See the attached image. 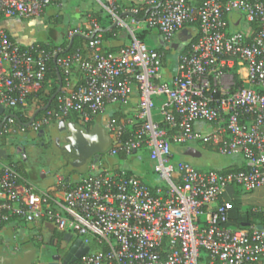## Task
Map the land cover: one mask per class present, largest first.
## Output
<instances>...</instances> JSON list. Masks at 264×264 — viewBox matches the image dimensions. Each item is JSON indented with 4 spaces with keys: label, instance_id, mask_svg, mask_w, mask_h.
<instances>
[{
    "label": "built area",
    "instance_id": "2783aa9c",
    "mask_svg": "<svg viewBox=\"0 0 264 264\" xmlns=\"http://www.w3.org/2000/svg\"><path fill=\"white\" fill-rule=\"evenodd\" d=\"M61 2L0 0V21L32 19ZM104 8L113 24L127 28L129 42L114 50L104 49V24L95 18L68 31L67 38L78 33L87 42L67 54H59V46L20 41L0 28L4 108L25 112L36 107L52 60L61 78L56 108L34 119L31 130L39 132L70 116L82 127L102 126L110 137L98 159L90 157L86 175L76 182L57 180L44 191L14 164L0 160V228L19 219L48 222L60 234H76L89 251L74 264L264 261V211L252 207L250 212L260 213L261 219L232 228L233 205L221 198L228 187L247 193L264 185V2L143 0L140 8L146 13L142 19L132 15L135 28L125 24L114 0H106ZM232 12L249 25L247 31L230 29ZM193 24L197 40L179 50L167 81L165 52L148 47L136 33L156 29L170 44L179 30ZM134 95V118L116 116ZM107 106L118 108L105 114ZM15 125V118L8 117L0 137L23 131L24 126ZM192 141L240 156L244 167L203 170L188 160L174 161L172 146ZM103 153L122 159L145 153L158 181L150 182L133 167L106 166Z\"/></svg>",
    "mask_w": 264,
    "mask_h": 264
},
{
    "label": "rangeland",
    "instance_id": "374dc122",
    "mask_svg": "<svg viewBox=\"0 0 264 264\" xmlns=\"http://www.w3.org/2000/svg\"><path fill=\"white\" fill-rule=\"evenodd\" d=\"M97 0H62L59 7H49L45 13L37 17V21L33 24L29 20H23V33L31 34L30 38L35 42H48L52 39L54 43H59L63 40V35L66 34L69 27L76 23L75 15L84 17V14L95 6ZM82 14V15H81ZM246 22L242 19L241 26H245ZM155 32V31H153ZM147 33L142 40L148 47H158L157 34L150 35ZM178 50L170 49L165 52V61L171 71H175L178 62ZM6 112L10 111L8 108ZM111 109L107 106L105 114H109ZM28 135L24 133H7L4 135L5 144L22 146L21 153L17 152L12 157L14 163H17L24 171L26 178L39 190H48L57 183V177L69 176L70 180L84 176L87 174V164H83L72 173L68 166L64 164L61 157V148L54 146H31ZM28 143V144H27ZM200 151L201 155L198 157H190V162L199 169L214 168L221 170L229 165L233 159L231 156L222 155L220 153L210 151L206 146L192 141L189 142ZM20 148V147H19ZM101 159L106 166H119L123 168L133 167L136 171L147 175L150 182L157 180V174L149 167L150 161L145 153H139L137 157L133 156L128 159H122L118 156L107 157L104 153L101 154ZM172 159L174 161L181 160V153L174 151ZM15 243L23 248L27 246V241L21 236L17 238Z\"/></svg>",
    "mask_w": 264,
    "mask_h": 264
},
{
    "label": "crops",
    "instance_id": "0c3cea01",
    "mask_svg": "<svg viewBox=\"0 0 264 264\" xmlns=\"http://www.w3.org/2000/svg\"><path fill=\"white\" fill-rule=\"evenodd\" d=\"M114 1H115L116 5L118 6V9H122L123 11H125L127 7L133 8L132 6L140 5L143 2V0H114ZM189 1L193 4H197V3L201 2L202 0H189ZM104 5H106V0H97V1H95V6L91 9H89L87 11V13L84 14V17L83 16L80 17V16L75 15L74 18L76 19V23L74 26L68 28L66 34L63 35V40H66V42L69 43L70 38H67L68 31L72 30L74 28H78L80 26L87 25L88 21L90 20V19H88L87 16H89V13L92 11L100 10L101 11L100 15L102 17L106 16V18H108V14L104 8ZM53 7H55V6H53ZM45 11L43 12V14L45 13ZM125 12H129V11H125ZM43 14H41V15H43ZM37 17H39V16H37ZM37 17H34L32 19H28L29 23H31V24L35 23L37 21ZM132 18H133V16L130 13H126L122 19L125 22V24H127V26L135 28L136 24L133 22ZM21 21H23V20L5 19V20L0 21V28L6 29L10 33L11 37L19 39L20 41L27 42V43L28 42H35L30 38L31 34L29 35L28 33L26 34V33L22 32L24 29V25L22 24L23 22H21ZM241 21H242L241 16L236 12H232L229 15L230 29L231 30L247 31L249 25L246 23L245 26L242 27ZM112 26H113V23H112ZM153 31H155V32H153ZM127 34L128 33H127L126 27H119L117 32L114 34L115 37L111 38L110 41L107 43V45H110L112 48H117V47H120L124 44H127L129 42V38H128ZM153 34H157V41L159 42L158 47L163 46L166 49L169 48V44H166L163 41L161 35L159 34V32H157V30H151L150 35H153ZM175 39H176V36L173 38L172 41H176ZM117 42H122V44L116 46ZM59 43H56V44H59ZM151 47L152 48H158V47H153V46H151ZM178 52H179V50H178ZM240 71L242 72V70H240ZM174 72L171 71L170 68L168 67V65L165 61V56H164V68H163L164 79H166L167 81H170V78ZM161 100H162L161 98L157 100L158 105H159ZM135 106H136V97L134 95L132 100L130 101V103L127 106H125L124 108H120L121 111L116 112V114L119 117H124L126 119H133L135 116V109H136ZM109 108L111 109V112H113V111L115 112V110H117L118 107L117 106H109ZM5 109L6 108H4V112L2 114H0V124L3 122L2 126L0 127V130L3 128V125L5 124L6 119H7L6 118L3 121L4 116L8 115V117L13 116L14 118H16L14 113L18 112V110H16V109H13V110L6 112ZM32 109H34V108H32ZM32 109H30V110H32ZM30 110H28V111H30ZM154 117L156 119L160 118L159 109H156L154 111ZM17 125H20V124H18L16 122L15 127H17ZM22 126L25 127L24 124H22ZM201 126H202L201 124H196L197 128H199V127L201 128ZM20 132H16V133H20ZM12 134H14V133H12ZM4 135L0 137L1 143L5 142V140L3 138ZM27 137H28L27 140H29V143H30L31 138H30V136H27ZM190 146H192V145H190ZM192 147H194V146H192ZM182 148H183V146H177V145L172 146L173 152L177 151V152L181 153L182 159L185 160L186 156L184 155ZM194 148L197 151H199L198 148H196V147H194ZM206 148L210 151L216 152L215 150H211L208 147H206ZM21 151L22 150H20L18 152L21 153ZM231 157L233 159L231 160L229 165L226 166L225 168L221 169V170L242 169L244 167L243 159L240 156H231ZM189 159H190V157H188V161L190 162ZM212 169H214V168H212ZM24 176L26 177V175H24ZM79 178H80V176L78 178L74 179L73 181H71L69 176H67V177H65L64 180L68 181V182H76ZM60 179H63V178L57 177V180H60ZM221 198L230 201L233 205V209L235 208L233 210V213L231 214L230 220L228 222V225L232 228L242 226L245 223L246 219L244 217L247 215L248 211L252 207H257V208H259L260 211H264V185L259 186V187L255 188L252 191L247 192V193L240 192L236 187H228L225 190V192L223 193ZM49 224L50 223L43 222V221L24 222V221L19 220V219H14L11 222L5 224L2 228H0V253H2L3 250H6V251L9 250L10 251L12 249L15 252H21L25 249L32 248V247H36L37 251L47 250L49 252V251L53 250V243H57V238H58V235L60 233L54 227L51 228L49 226ZM20 236L22 239L27 241V246H25L23 248L19 247L18 243H15L17 238H19ZM33 264H45V261L35 260L33 262ZM256 264H264V261L258 262Z\"/></svg>",
    "mask_w": 264,
    "mask_h": 264
},
{
    "label": "water",
    "instance_id": "95a60500",
    "mask_svg": "<svg viewBox=\"0 0 264 264\" xmlns=\"http://www.w3.org/2000/svg\"><path fill=\"white\" fill-rule=\"evenodd\" d=\"M113 26H115V23ZM196 33L197 29L195 27L182 28L176 34V41H172L169 44V48L173 50L182 49L192 40ZM74 35H78V33H75ZM72 38L73 36L70 38L68 47H70L72 43ZM121 44L122 42H117L116 46ZM58 78L59 83L55 92L52 93L44 106L33 111L29 121L24 123L25 126H29L34 120L36 113L40 110L46 109L55 95L59 92L61 88V78L59 74ZM3 112L4 107L0 104V114ZM6 118H8V115L4 116L3 121ZM2 123L0 124V127L2 126ZM58 125L60 128L65 126L64 119H59ZM67 127L69 136L63 152L68 157L71 164L76 168L85 164L86 160L91 156L97 160L99 157L98 153L103 152L110 142L109 135L106 134L103 127L98 124H95L87 131H83L76 127L74 122H69ZM182 149L186 156L185 160H188V157H198L201 155L199 151L190 145L184 146ZM1 153H3V155ZM1 158L7 160V155L3 148H0V159ZM49 226L51 228L53 227L51 223ZM63 237L67 243H53V250L49 252L47 250L37 251L36 247L28 248L21 252H15L13 249L10 251L3 250V252L0 253V264H33L35 260H43L45 261V264H71V262L76 261L82 254L89 251V247L83 244L80 237L72 243L70 242L72 240L71 234H64Z\"/></svg>",
    "mask_w": 264,
    "mask_h": 264
},
{
    "label": "trees",
    "instance_id": "16d2710c",
    "mask_svg": "<svg viewBox=\"0 0 264 264\" xmlns=\"http://www.w3.org/2000/svg\"><path fill=\"white\" fill-rule=\"evenodd\" d=\"M262 1L264 2V0H262ZM132 7L133 8L134 7L138 8V11H137L136 14H131L130 12H125V11H129L131 9L130 7H127L125 11H123L122 9H118L119 15H121V17L123 18L126 13H130L136 19H142L144 17L145 13H146V8H140V5H135V6H132ZM100 13H101L100 10L92 11V12L89 13V16H87V17H88V19L95 18L100 23L104 24V27L102 28V44H103V47L106 50H114L115 48H112L110 45H107V43L110 41L111 38L115 37L114 34L117 32L119 26H112V22L108 18H106V16L102 17L100 15ZM191 27H195L197 29V24H193ZM151 30H156V29L147 28V29L138 31L136 33V37L139 40L142 41L144 39L145 35L147 33H150ZM53 36L54 35L52 34V39L50 41H48V42H38V43H40V44H49V45H53V46H59L62 49L61 52H59V54H67L69 52H72V51H74L77 48L83 47L85 45V43L87 42V39L85 37H83V36H81L79 34L78 35H73L72 43H71L70 47H68L69 43L66 42V40H62L59 44H55L54 41H53ZM197 37H198V33H196V35L192 38V40L186 46H184L182 48V50H187L188 48H190V46L193 43L196 42ZM156 49L159 50V51H164V52L170 50V48L166 49L163 46L158 47ZM49 68L50 69L48 71L46 81H45V83L43 85V90H42L43 91V95H44L43 98H41V100L37 102L36 107H34V109H32L30 111H25V112H19L18 111L16 113H14V115L16 117L15 121L18 124L22 125V124L28 122L32 112L35 109L44 106L47 103V101L50 98V96L52 95V93L55 92V90H56V88L58 86V83H59V78H58L57 68H56V66H55V64L53 63L52 60L49 62ZM237 83H239L238 80H237ZM55 108L56 107H55V97H54L46 109L40 110L38 113H36L34 119L45 115L48 110H55ZM115 115L118 116L116 113H115ZM67 118L70 119V120L76 121L75 118H72L70 116L67 117ZM87 128H89V127H87ZM4 134H7V133H3L2 136ZM118 157L119 158H123L122 155H119ZM4 161H7L9 163L14 164L16 166V168L19 170V172L22 175H25V173L21 169V167L17 163H14L12 158L4 160ZM234 209L232 208V210L230 211V216L233 213ZM261 216L262 215L260 213H251L250 210H249L247 215L244 218L246 219L245 220V222H246V221H250L251 219L260 220Z\"/></svg>",
    "mask_w": 264,
    "mask_h": 264
},
{
    "label": "flooded vegetation",
    "instance_id": "af4514ba",
    "mask_svg": "<svg viewBox=\"0 0 264 264\" xmlns=\"http://www.w3.org/2000/svg\"><path fill=\"white\" fill-rule=\"evenodd\" d=\"M176 40V39H175ZM65 121V126H63L62 128L59 127L58 125V120H54L52 121L48 126L42 128L39 132H34L33 130H31V128L29 126H25L23 131H19L20 133H25L30 136L31 141H30V145L31 146H54L57 145L59 148H61V157L62 160L64 162V164L66 165V167L68 166V168L70 169V173H72L74 170H76L77 168L74 167L70 160L68 159V157L64 154L63 149L64 146L67 145V138L69 136V132H68V127L67 124L69 122H74L75 126L82 129L83 131H87L89 128L86 127H82L80 126V124L77 121H73L70 120L68 118H63ZM20 147V148H19ZM17 146V145H7L5 143H1L0 142V148L5 149L6 155H7V159L12 158V156L24 149L22 146ZM3 155V153H1ZM90 158H88L86 160V162L89 161ZM0 160H4V159H0ZM66 176H63L62 178L65 179ZM64 235L59 234L58 238H57V243H67L66 240H64ZM72 236V240L70 241L71 243L74 242V240H76L77 238H79V236H77L76 234H71ZM70 261V260H68ZM75 261L71 262V264H73Z\"/></svg>",
    "mask_w": 264,
    "mask_h": 264
}]
</instances>
